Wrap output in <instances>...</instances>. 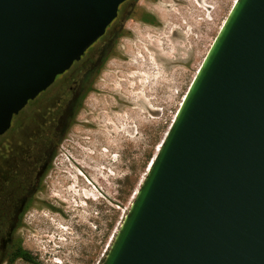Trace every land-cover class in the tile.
Listing matches in <instances>:
<instances>
[{
  "label": "water",
  "instance_id": "95a60500",
  "mask_svg": "<svg viewBox=\"0 0 264 264\" xmlns=\"http://www.w3.org/2000/svg\"><path fill=\"white\" fill-rule=\"evenodd\" d=\"M127 0H0V134ZM100 264H264V0H235Z\"/></svg>",
  "mask_w": 264,
  "mask_h": 264
},
{
  "label": "rangeland",
  "instance_id": "374dc122",
  "mask_svg": "<svg viewBox=\"0 0 264 264\" xmlns=\"http://www.w3.org/2000/svg\"><path fill=\"white\" fill-rule=\"evenodd\" d=\"M232 2L129 0L73 64L77 76L105 49L45 179L60 212L29 208L18 234L33 260L14 264L101 263Z\"/></svg>",
  "mask_w": 264,
  "mask_h": 264
},
{
  "label": "flooded vegetation",
  "instance_id": "af4514ba",
  "mask_svg": "<svg viewBox=\"0 0 264 264\" xmlns=\"http://www.w3.org/2000/svg\"><path fill=\"white\" fill-rule=\"evenodd\" d=\"M105 54V49L100 50L79 75L71 76L69 71L78 60L75 61L28 100L0 134V264L16 249L17 243L27 251L18 229L29 208L40 204L60 212L48 199L45 179L55 149L88 93L93 74Z\"/></svg>",
  "mask_w": 264,
  "mask_h": 264
},
{
  "label": "trees",
  "instance_id": "16d2710c",
  "mask_svg": "<svg viewBox=\"0 0 264 264\" xmlns=\"http://www.w3.org/2000/svg\"><path fill=\"white\" fill-rule=\"evenodd\" d=\"M127 2H129V0L124 1L123 3H121L119 5V7H118V13H117L116 18L107 26V28H109L110 26H113V25H117L118 26V25L121 24V22L123 20V14H124L123 6ZM140 19L142 21L146 22V23H151V24H154L155 23L154 18L151 17V15H149V13H142ZM153 155L151 156V158L153 157ZM151 158L148 160V162L151 160ZM19 256L25 262H31L33 260L32 255L28 251L24 250L22 248V246L20 245V243H17L16 249H13L12 250V253H9L8 254L7 258H5L4 261H2L3 262L2 264H14L15 258H17Z\"/></svg>",
  "mask_w": 264,
  "mask_h": 264
},
{
  "label": "bare ground",
  "instance_id": "6f19581e",
  "mask_svg": "<svg viewBox=\"0 0 264 264\" xmlns=\"http://www.w3.org/2000/svg\"><path fill=\"white\" fill-rule=\"evenodd\" d=\"M235 2V0H233V2H232V4H231V6L233 5V3ZM231 6H230V8H231ZM230 8H229V10H230ZM229 12V11H228ZM222 25V24H221ZM221 27V26H220ZM220 27H219V29H220ZM219 31V30H218ZM216 36V35H215ZM215 38V37H214ZM214 38H213V40H214ZM213 42V41H212ZM211 42V43H212ZM211 45V44H210ZM210 45H209V47H210ZM209 47H208V49H209ZM208 49H207V51H208ZM206 51V52H207ZM206 54V53H205ZM205 54H204V56H205ZM204 56L202 57V60H203V58H204ZM202 60L200 61V63H199V65H198V67H197V69L199 68V66H200V64H201V62H202ZM197 69H196V71H197ZM196 71H195V73H196ZM195 76V75H194ZM193 76V77H194ZM193 77L191 78V80L193 79ZM191 80H190V82H189V84L191 83ZM189 84H188V86H189ZM188 86H187V88H188ZM187 90V89H186ZM186 90H185V92H186ZM185 92L182 94V97H181V99H180V101H179V103H178V105H177V108L179 107V105H180V103H181V100L183 99V97H184V95H185ZM177 108H176V110H177ZM176 110H175V112H176ZM175 112H174V115H175ZM173 118H174V116H173ZM164 138V137H163ZM163 140V139H162ZM162 140H161V142H162ZM161 142H160V144H161ZM160 144H159V146L157 147V151H158V149H159V147H160ZM156 154V153H155ZM152 160H153V158L149 161V163H148V167H149V165H150V163L152 162ZM148 167H146L147 169H148ZM140 186V185H139ZM139 188V187H138ZM137 188V189H138ZM137 189L134 191V193H135V195H136V191H137ZM135 195H134V197H135Z\"/></svg>",
  "mask_w": 264,
  "mask_h": 264
}]
</instances>
